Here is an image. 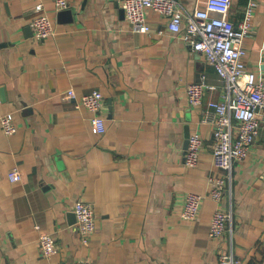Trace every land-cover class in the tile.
Here are the masks:
<instances>
[{"label": "crops", "instance_id": "obj_1", "mask_svg": "<svg viewBox=\"0 0 264 264\" xmlns=\"http://www.w3.org/2000/svg\"><path fill=\"white\" fill-rule=\"evenodd\" d=\"M124 0H69L57 13L43 0L56 36L38 40L28 0H0V114L13 113L18 133L0 129V264H220L229 239L209 236L218 210L232 211L237 264H264V123L248 158L236 162L224 199L210 197L224 173L212 165L214 126L202 123L206 103L223 84L204 55L171 34L149 12V32H134ZM203 9L209 0H177ZM248 0H232L238 24ZM246 39V64L264 81V0ZM205 82L204 105L187 102L189 84ZM105 100L106 133L68 92ZM203 139L200 164L184 166L190 135ZM17 169L22 180L11 182ZM205 196L195 221L181 218L185 196ZM94 207L96 232L84 245L72 209ZM39 225L58 250L42 255Z\"/></svg>", "mask_w": 264, "mask_h": 264}, {"label": "built area", "instance_id": "obj_2", "mask_svg": "<svg viewBox=\"0 0 264 264\" xmlns=\"http://www.w3.org/2000/svg\"><path fill=\"white\" fill-rule=\"evenodd\" d=\"M34 5L35 17L30 27L40 41L56 36L54 20L47 14L43 0H28ZM57 13L70 8L69 0H53ZM262 0H248L243 19L234 24L229 19L232 0H209L203 9H188L177 0H124L123 10L126 20L134 32H149L147 15L157 13L168 20V31L173 35L184 32L183 40L194 52L204 55L211 65L225 90L220 101L206 103L205 117L202 123L214 126V150L212 165L224 173V178L214 180L210 197L216 203L224 199L228 182L232 180L236 162L246 160L264 123V81L249 70L246 64V39L254 34V17ZM214 86L205 82L189 84L186 88L187 102L195 108L204 105L207 91H214ZM68 99L75 102V108L86 109L92 116V124L97 134L106 133L105 100L99 91L86 95L68 92ZM0 129L8 136L18 133V126L13 113L0 114ZM203 139L199 131H194L189 138L188 149L184 156V166L195 168L200 164ZM11 182L22 180V174L14 169L9 174ZM205 196L188 193L185 196L181 218L195 221L204 202ZM72 214L78 235L84 245H88L96 232L94 207L86 202L74 204ZM232 211L218 210L214 213L209 227V236L218 241L229 239L230 248L221 255L220 264H237L233 240ZM42 255L50 258L58 250L54 236L35 226ZM78 264H91L80 262Z\"/></svg>", "mask_w": 264, "mask_h": 264}, {"label": "water", "instance_id": "obj_3", "mask_svg": "<svg viewBox=\"0 0 264 264\" xmlns=\"http://www.w3.org/2000/svg\"><path fill=\"white\" fill-rule=\"evenodd\" d=\"M65 12H66V11H65ZM62 13H64V12H61V14H62ZM72 216L74 217V215H73V214H72ZM74 219H75V217H74Z\"/></svg>", "mask_w": 264, "mask_h": 264}]
</instances>
